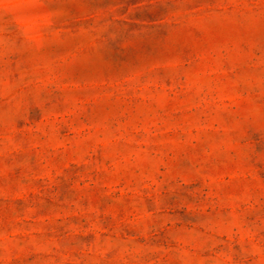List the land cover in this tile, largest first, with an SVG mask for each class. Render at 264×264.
Wrapping results in <instances>:
<instances>
[{"label": "clouds", "instance_id": "1", "mask_svg": "<svg viewBox=\"0 0 264 264\" xmlns=\"http://www.w3.org/2000/svg\"><path fill=\"white\" fill-rule=\"evenodd\" d=\"M0 264H264V0H0Z\"/></svg>", "mask_w": 264, "mask_h": 264}]
</instances>
